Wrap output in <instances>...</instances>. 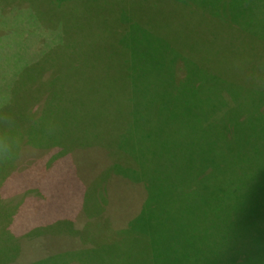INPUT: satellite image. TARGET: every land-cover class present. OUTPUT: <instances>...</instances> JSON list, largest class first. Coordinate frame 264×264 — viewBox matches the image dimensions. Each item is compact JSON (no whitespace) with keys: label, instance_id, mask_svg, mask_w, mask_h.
Returning a JSON list of instances; mask_svg holds the SVG:
<instances>
[{"label":"rangeland","instance_id":"obj_1","mask_svg":"<svg viewBox=\"0 0 264 264\" xmlns=\"http://www.w3.org/2000/svg\"><path fill=\"white\" fill-rule=\"evenodd\" d=\"M20 1L0 0V226L1 208L10 212L17 207L12 212L10 234L5 236L8 241H2V245L0 241V264H46L45 260H36L54 251L49 245L60 250L75 247L78 243L73 232L53 238L41 233L24 236L38 228L54 231L63 227L55 222L60 215L77 219L76 228L89 215L83 237L92 234L98 240L117 229L131 233L128 247L118 253L115 262L114 254H108L107 264H145L148 236L157 253L153 252L158 254V264H229L230 258L226 257L231 251L251 264H262L264 117L246 119L244 103L233 122V118H211L217 109L224 108L226 113L231 103L222 102L234 96L227 83L211 78L207 86L203 83L197 87L198 93L189 87L179 92L178 110L160 106L154 99L157 95L135 94L133 104L140 110L132 127L124 120L131 103L123 105L118 85L107 87L102 92L103 103L97 102L93 113L98 116L94 122L97 130L93 132L84 125L69 129L66 124L71 123V117L57 102L64 96L54 93L58 65L54 70L44 61L38 68V59L33 61L34 54L45 56L53 52V38H44L57 32L52 24L63 10L50 4L55 11L49 15L46 9L51 0H27L29 7ZM246 14L250 17L254 13L248 9ZM211 30L205 28L203 42L209 45V53L219 56L224 43L215 45L216 39L210 45L217 35L213 37ZM152 84L141 78L137 90ZM46 95L49 96L45 102ZM238 95L252 97L244 91ZM50 102L59 116L53 122L33 126L32 120L45 117ZM261 109L264 110L263 105ZM255 110L252 107L250 112L254 114ZM221 115L222 112L218 117ZM114 116L115 123L119 120L118 127L124 124L120 132H128L120 144L116 137L101 134L111 127ZM218 121L226 124L222 135L225 138L219 140L218 133L216 139L213 133ZM114 131L117 132V124ZM43 195L46 200H42ZM33 200L40 201L35 210L28 211ZM49 200L54 204L51 208ZM2 202L16 207H5ZM142 203L146 204L145 209ZM81 206L84 211L79 216L76 212ZM217 207L228 223V217L235 215L229 229L226 221H222L223 225L226 223L224 228L215 227L213 215ZM40 219L44 224L38 227ZM19 225L24 228L18 251L12 239L20 231L15 229ZM136 226L148 236L138 229L133 232ZM69 227L72 229L70 224ZM227 236H234L236 242L228 241ZM217 251L219 255L215 254ZM192 255L200 261H192ZM103 256L99 254L97 262Z\"/></svg>","mask_w":264,"mask_h":264},{"label":"trees","instance_id":"obj_2","mask_svg":"<svg viewBox=\"0 0 264 264\" xmlns=\"http://www.w3.org/2000/svg\"><path fill=\"white\" fill-rule=\"evenodd\" d=\"M57 1L63 3V1L67 0H51L54 6L58 5L55 4ZM89 1L99 2L105 0ZM107 1H110L115 5L117 11L116 21L121 25V27H123L121 38L118 40V44L120 45V48H118L120 54L124 51L126 58L129 56L131 58L135 56L142 58V56L145 55L150 59L152 56L156 59H164V61H162V70L163 74L165 72L168 77L161 78V81L163 85H167L168 88L163 92H156L154 94L157 95L154 96V99L160 104V106L171 107L174 110H178L177 95L179 92L182 93L184 88L189 87L192 88V91L198 93L197 87L201 86L203 83L207 86L212 78L214 79V82L222 84V81H224L227 83V86L232 88V90H229L231 95L234 94V96L233 98L227 99L226 102H222V104H227L228 102L231 103L226 113L222 111L224 108H221L220 110L217 109L215 116L211 118L215 120L216 118L228 120L233 118L231 120V122H233V120L236 117L238 118L241 114L239 113V108L242 107L244 103H246L245 110L248 113L246 119L254 118L255 116L264 117V110H260L262 105L264 107V86H260V82L264 80V0H164L162 3L160 0H144L155 12V14L162 16L164 20L161 25L164 24L168 27L167 34H170L168 32H176L177 36H180L181 34L183 35V40L180 41L183 45L181 46L183 49L179 46L171 44L169 35L160 34L161 31L159 28H163V26L159 25V28L158 26H156V28H147V23L142 21L134 13L131 15L125 7L120 5L121 3L119 0ZM21 2H23L22 6L29 7L26 4L27 0H21L20 3ZM50 4L51 3L48 2L47 8L51 10L53 7L50 6ZM33 9L34 6L31 7L32 11ZM248 9L254 13L250 17L246 14V10ZM205 28L211 30L210 33L213 37L217 34L214 38L212 37L213 40H211L210 45H212L216 39L218 40L215 45H222L224 43V47H222L220 51V53H222L221 55L216 56L206 50L209 45L203 42ZM187 34H189V37L185 39ZM178 58H182L184 63V65L182 64L183 73L181 76L175 72V69L179 68V64L177 65L175 61ZM39 67H41L40 64H38V68ZM220 89L224 90L223 88ZM56 90H53L54 93H58L60 95L62 94ZM240 91L247 92L248 95L252 97L248 98L244 95L239 96L238 93ZM48 96L49 95H47L46 98H48ZM195 100H198V98H195ZM57 102L61 106L63 105L62 109L64 110V104L67 105V100L60 96ZM53 106L54 105L50 102L49 108L47 107L48 109H45L44 111L43 116L45 117L41 120H32L33 126L50 122V116L53 114ZM72 107L74 108L72 113L79 114L78 112H80L82 115H78V120L70 115L71 123L66 124L69 129H77L79 125H84L92 129L93 132L97 130V126L94 125L96 120H93L89 117L90 114L88 112L86 113V111L81 109L84 108V106L80 105L79 102H73ZM252 107H256L254 114L250 112ZM137 111L139 110H135L134 108L125 111L124 120H128V127H132L133 119L135 118ZM221 112V117H218ZM200 114L203 115L202 111H200ZM93 115L94 119L98 117L96 114ZM82 120L86 121V124L79 123ZM121 126H124V124ZM120 127H118L117 124V132L113 131V134L110 133L107 135V131H103L101 134L104 137H116L120 140V144V142L122 143L125 136L128 134V132H120ZM225 127L226 124L222 125L220 121L215 123L214 129L217 130L213 132L215 133V139L217 133V140L225 138L222 137L224 130L226 129ZM234 145L236 146L235 143ZM220 151L222 153L226 152H224V150ZM220 158L224 159L225 157L223 158L220 156ZM44 197L45 195L42 196V200H46ZM40 200H33L30 208H28V211L35 210L37 208L38 201ZM143 201L144 198L142 202ZM2 204L5 207L15 206L14 204L10 205L9 203L4 202H2ZM141 205H143L145 209L146 204L142 203ZM49 206L50 208L54 206L51 200H49ZM218 207L214 210L213 223L216 228H220L221 226L224 228L226 223L223 225L222 221L225 222L226 220L222 218L223 215ZM1 209L3 211L2 225L0 226V235H2L0 241L2 245V241H8L5 236L7 233L10 234L9 225L10 223L12 225V219L14 217L12 212H15L17 207L16 209L11 208L10 212L4 207ZM83 211L84 209L81 206L80 211H77L76 213L81 216L83 215ZM60 216L62 217H59V219L55 222H57L56 224L64 225L65 228L63 226L54 231L46 228H38L37 230H30L24 236L30 237L31 235L41 233L46 237L53 238L52 236H56L57 234L62 235L65 232L69 236L73 232L72 236L75 239L77 238L76 242L78 244L75 245V247L67 246L65 247V250H60V248L57 249V247L49 245V247H52L54 251L48 256L36 260L37 262L45 260L46 264H107L105 263V260L110 257L108 254H114L112 256V260L115 262L116 257L119 255L118 253L127 248L131 241V233L126 232L124 229L121 232L117 229L116 233L110 231L109 235L101 237V239L99 237L98 240L95 237L93 238L92 234H89L88 236L85 234L86 237H83L84 233L82 229L85 230V227L83 226L86 222H89V215H87L85 219H82L84 220V223L77 228L75 227L77 219L71 216L69 217L68 215ZM142 219H146V217H143ZM228 220L229 223L226 221L228 225L226 227L227 229L231 227L232 222L235 220V215L233 214L229 216ZM3 222L7 223L3 224ZM25 223L26 222L23 221V224ZM43 224L44 222L40 219V221L36 223V226L39 227ZM69 224L72 229H70ZM23 228L20 225L15 228L17 231L20 230L12 239L13 243L16 242V249L18 240L23 237L21 234ZM136 229L139 230L136 226L135 229H133V232ZM139 231L146 237L148 236L146 232L144 233L141 230ZM227 240H230L233 243L236 242L234 236H227ZM232 242L231 244H233ZM148 243V254L146 255L147 258L145 264H158V254H156L157 252L154 248L152 249L149 236ZM17 250L19 251V248ZM153 250L156 253L153 252ZM227 252H225L224 255H227ZM99 254L104 256L101 258V261L97 262ZM215 254L219 255L220 252L217 251ZM189 258L196 263L199 260V258L195 255H192ZM226 258H230L229 264H251L249 260L243 259V256L238 257V255H235L232 251L230 252L229 257ZM245 260L247 263H244ZM136 264H139V262L137 261ZM262 264H264V261Z\"/></svg>","mask_w":264,"mask_h":264},{"label":"crops","instance_id":"obj_3","mask_svg":"<svg viewBox=\"0 0 264 264\" xmlns=\"http://www.w3.org/2000/svg\"><path fill=\"white\" fill-rule=\"evenodd\" d=\"M88 1L67 0L63 1V4L55 5L57 9L61 8L63 10V15H59V18L52 25V29L57 32L49 35V37H43L44 39L48 38L49 41L53 38L54 43L51 46L54 50L46 53L45 56L34 54L33 61L38 59V64L45 61L48 67L54 70L55 64L58 65L60 71L55 70L54 78L58 79L57 91L62 93L67 100V105L64 104V113L71 115L76 120L79 118L78 115L82 114L80 112H78L79 114L72 113L74 111L73 102H79L80 105L84 106L81 109L86 113L88 112L89 117L95 120L93 113L98 107L97 102L103 103L102 92L107 87L114 85H118V96L122 98L123 105L131 103L132 106L129 110L132 108L140 110V106L134 107L133 104L135 94H155L168 88L161 81V78L168 77L165 72L163 74L162 70L164 59H156L153 56L150 59L145 55L142 58L137 56L126 58L124 51L120 54L118 40L121 38L123 27L116 21L117 11L115 5L107 0ZM163 1L160 0L161 3ZM119 2L131 15L134 13L146 22L147 28H156V26L159 28L164 20L161 15L155 14L144 0H119ZM51 4L54 6L53 3ZM47 10L49 15H52L55 11L54 8L51 10L47 8ZM31 12L34 14L33 11ZM161 26L163 28H159L160 34H167L168 27L164 24ZM168 33H170L167 35L170 36L171 44L179 47L183 46L180 42L183 40L182 34L177 36L176 32ZM187 37H189V34L185 36V39ZM181 48L183 49V47ZM37 50H41V48ZM175 61L177 65L179 64V68L175 69V72L181 76L184 65L183 59L178 58ZM106 70L113 72L114 75L105 72ZM141 78L143 82L153 84L147 88L144 85L140 86L141 90H137ZM157 84H161V86ZM124 87H128V89ZM82 89H87L88 92L83 93ZM96 93H99L100 96H97ZM46 97L47 95L43 96L45 102ZM117 104L114 103V105ZM57 116L58 112L53 110L50 122L55 121ZM118 122L115 123L114 116V121L110 123L111 127L103 131H107V135L113 134L114 126ZM94 125L97 126V124Z\"/></svg>","mask_w":264,"mask_h":264}]
</instances>
